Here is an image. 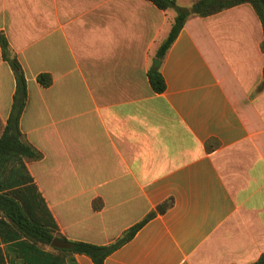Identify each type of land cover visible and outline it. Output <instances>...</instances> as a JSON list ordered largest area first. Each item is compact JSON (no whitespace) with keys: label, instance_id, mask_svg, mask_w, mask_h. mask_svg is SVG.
<instances>
[{"label":"crops","instance_id":"1","mask_svg":"<svg viewBox=\"0 0 264 264\" xmlns=\"http://www.w3.org/2000/svg\"><path fill=\"white\" fill-rule=\"evenodd\" d=\"M175 15L149 0H0V35L28 85L20 129L42 153L24 167L4 155L0 175L14 185L2 192L31 174L57 238L95 245L173 199L105 264H252L264 254L262 23L250 4L190 17L158 93L148 72ZM15 93L0 44V139ZM5 237L0 264H94L52 244L7 249L21 239Z\"/></svg>","mask_w":264,"mask_h":264},{"label":"trees","instance_id":"2","mask_svg":"<svg viewBox=\"0 0 264 264\" xmlns=\"http://www.w3.org/2000/svg\"><path fill=\"white\" fill-rule=\"evenodd\" d=\"M149 1L154 3L159 9L173 10L176 13L169 34L160 44L156 53L157 59L161 61L165 58L187 20L192 16L209 17L242 4H250L260 18L264 31V0H193L188 7L180 5L177 0ZM0 44L3 57L12 67L16 77V93L12 112L0 139V169L5 165L3 156L6 154L13 157V160H21L24 167L25 159L29 161L40 160L42 153L25 140L20 129V119L28 100V85L24 70L4 34L0 35ZM261 48L264 52V38ZM148 77L155 92L161 93L166 89L160 68H150ZM38 82L47 88L52 84V76L40 74ZM263 89L264 70L263 81L259 86L260 91ZM206 147L209 149V144ZM23 184L22 188L19 187L2 192L13 187L14 184L11 186L6 185L0 175V234L4 239H6V235H12L14 239H21L13 243L5 241L4 243L8 244L7 249H11V245L14 247L22 244L25 245L23 249H26L29 253L44 254L45 247L50 246L55 238H62V236L59 233L57 222L34 183L31 174L28 175L27 183L23 182ZM172 206L173 199H169L159 205L156 212L149 214L144 221L130 228L113 244L95 245L85 242H70L71 248L67 252L71 256L74 254L86 255L92 259L94 264H105L106 258L132 240L140 228L153 218L157 212L164 213ZM53 249L56 250V248ZM252 264H264V254Z\"/></svg>","mask_w":264,"mask_h":264},{"label":"water","instance_id":"3","mask_svg":"<svg viewBox=\"0 0 264 264\" xmlns=\"http://www.w3.org/2000/svg\"><path fill=\"white\" fill-rule=\"evenodd\" d=\"M161 60L155 59L154 61V66L155 68H158L160 66ZM52 246L56 248H63V249H70L71 244L67 242L66 240L60 239V238H55L54 241L52 242Z\"/></svg>","mask_w":264,"mask_h":264}]
</instances>
